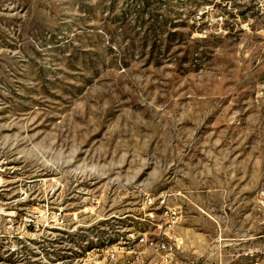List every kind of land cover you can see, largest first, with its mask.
Segmentation results:
<instances>
[{
    "label": "rangeland",
    "instance_id": "obj_1",
    "mask_svg": "<svg viewBox=\"0 0 264 264\" xmlns=\"http://www.w3.org/2000/svg\"><path fill=\"white\" fill-rule=\"evenodd\" d=\"M145 236L264 264V0H0V264Z\"/></svg>",
    "mask_w": 264,
    "mask_h": 264
},
{
    "label": "built area",
    "instance_id": "obj_2",
    "mask_svg": "<svg viewBox=\"0 0 264 264\" xmlns=\"http://www.w3.org/2000/svg\"><path fill=\"white\" fill-rule=\"evenodd\" d=\"M160 202L162 205L165 204L166 198H162ZM149 203L153 204L154 202L150 200ZM139 243L152 250L156 259L154 264H175V256L179 249L178 239L170 238V240H166L161 237L154 240L145 236L140 238ZM133 253L138 254L135 251ZM112 257H115V255L113 254Z\"/></svg>",
    "mask_w": 264,
    "mask_h": 264
},
{
    "label": "bare ground",
    "instance_id": "obj_3",
    "mask_svg": "<svg viewBox=\"0 0 264 264\" xmlns=\"http://www.w3.org/2000/svg\"><path fill=\"white\" fill-rule=\"evenodd\" d=\"M88 255V254H87Z\"/></svg>",
    "mask_w": 264,
    "mask_h": 264
}]
</instances>
